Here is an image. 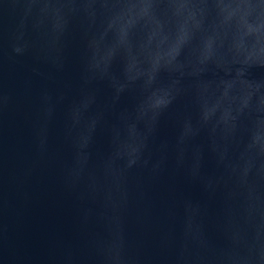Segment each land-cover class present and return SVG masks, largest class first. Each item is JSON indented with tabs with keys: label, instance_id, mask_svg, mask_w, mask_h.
I'll use <instances>...</instances> for the list:
<instances>
[{
	"label": "water",
	"instance_id": "1",
	"mask_svg": "<svg viewBox=\"0 0 264 264\" xmlns=\"http://www.w3.org/2000/svg\"><path fill=\"white\" fill-rule=\"evenodd\" d=\"M0 264H264V0H0Z\"/></svg>",
	"mask_w": 264,
	"mask_h": 264
}]
</instances>
